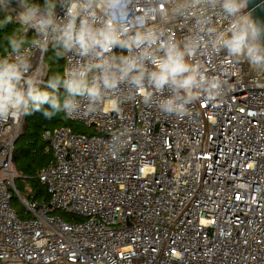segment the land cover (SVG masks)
I'll return each instance as SVG.
<instances>
[{"label": "built area", "instance_id": "obj_1", "mask_svg": "<svg viewBox=\"0 0 264 264\" xmlns=\"http://www.w3.org/2000/svg\"><path fill=\"white\" fill-rule=\"evenodd\" d=\"M221 74L224 98L183 117L138 99L72 118L92 133L45 130L54 158L38 178L49 200L16 186L24 117L0 122V264H264V75L247 63ZM121 126L128 145L109 154ZM15 195L30 217L19 216Z\"/></svg>", "mask_w": 264, "mask_h": 264}, {"label": "clouds", "instance_id": "obj_2", "mask_svg": "<svg viewBox=\"0 0 264 264\" xmlns=\"http://www.w3.org/2000/svg\"><path fill=\"white\" fill-rule=\"evenodd\" d=\"M247 3L0 0V122L35 113L72 119L106 104L120 113L138 99L164 116L183 117L201 100L217 103L228 92L222 68L247 63L264 75V22L245 11ZM9 24L18 27L9 33ZM50 48L54 55L44 59ZM49 59H63L62 71L49 74ZM130 133L115 130L109 154L126 149Z\"/></svg>", "mask_w": 264, "mask_h": 264}, {"label": "rangeland", "instance_id": "obj_3", "mask_svg": "<svg viewBox=\"0 0 264 264\" xmlns=\"http://www.w3.org/2000/svg\"><path fill=\"white\" fill-rule=\"evenodd\" d=\"M54 55L53 50L50 48V50L47 52L45 59H48L50 57H52ZM46 69L48 70L49 74H51V72H55L57 71L58 67H59V63L56 62H52L50 59L48 60V63L46 64ZM62 68H63V64H62ZM61 91H63V89H61ZM64 122L61 125H65L68 127H71L73 130L75 131H79V132H86V133H92V130L89 129L83 122L81 121H77V120H73V119H66L64 118ZM34 126V124H32ZM60 126V124H56L54 122H50L48 123V127L49 129H53L55 127ZM32 130L29 129L27 130V133H29ZM35 158H24L21 159L20 161V165H24L26 163H31L32 167H33V171L34 173V177L37 178V180H39L38 178V173L41 169V167L48 165L54 158V153L53 150L51 149V147L49 146V143H40L38 150L36 153L32 154ZM18 170V169H17ZM21 171V172H19ZM19 175L16 178V186L19 189L21 195L25 198H30L31 196H33L35 193L38 192V190L40 189L39 184L37 183V180L34 179L33 177H30L28 175L24 174V171L19 169ZM32 174V173H31ZM40 181V180H39ZM41 183V181H40ZM42 184V183H41ZM43 185V184H42ZM44 189L45 186L43 185ZM46 192V189H45ZM46 199L49 200V195L46 192ZM43 198H37V200H42ZM13 206L15 207V209L18 211L19 216L21 218H27L31 216V213L27 212V209L25 207V205L23 204V202L20 200L18 195H15V197L13 198ZM62 216L68 220V221H74L73 217L64 211H61ZM81 218H78V220H80Z\"/></svg>", "mask_w": 264, "mask_h": 264}, {"label": "trees", "instance_id": "obj_4", "mask_svg": "<svg viewBox=\"0 0 264 264\" xmlns=\"http://www.w3.org/2000/svg\"><path fill=\"white\" fill-rule=\"evenodd\" d=\"M38 2L43 3V0H38ZM15 27H18V25L9 24L5 31L10 33ZM0 35H2V33H0ZM28 35L31 36V33L29 32ZM45 57H46V55H45ZM58 63H59V67L57 70L62 71L63 59L59 60ZM50 122L60 124V126H61V124L64 122L63 115L61 114V115L54 117L52 119H45L40 113H35L33 115L25 116L23 118V122H22L21 133H20V135H19V137L15 143V146H14L13 162H14L16 168L18 169V171H19V169L23 170L25 175H28L29 177L31 175V177H33L36 180H37V178L34 177V173L36 171L35 172L33 171L32 164L26 163V164L21 166L20 161H21V159H24L26 157L35 158L32 154L37 152L40 143H47V141H45L43 139V132L45 130L49 129L48 123H50ZM32 124H34V126ZM31 128H32V130L29 133H27V130H29ZM19 172H21V171H19ZM37 183L39 184L40 189L38 190L37 193L34 194V197L36 199L37 198H40V199L45 198L46 199V195H45L46 192H45L43 185L40 183L39 180H37ZM56 213H61V212L56 211Z\"/></svg>", "mask_w": 264, "mask_h": 264}, {"label": "water", "instance_id": "obj_5", "mask_svg": "<svg viewBox=\"0 0 264 264\" xmlns=\"http://www.w3.org/2000/svg\"><path fill=\"white\" fill-rule=\"evenodd\" d=\"M245 11L256 20L264 22V0H248Z\"/></svg>", "mask_w": 264, "mask_h": 264}]
</instances>
